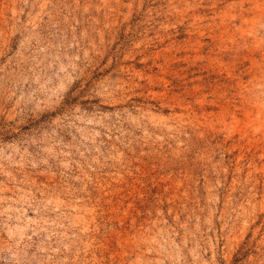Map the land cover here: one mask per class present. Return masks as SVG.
<instances>
[{"label": "rangeland", "instance_id": "rangeland-1", "mask_svg": "<svg viewBox=\"0 0 264 264\" xmlns=\"http://www.w3.org/2000/svg\"><path fill=\"white\" fill-rule=\"evenodd\" d=\"M0 264H264V0H0Z\"/></svg>", "mask_w": 264, "mask_h": 264}]
</instances>
